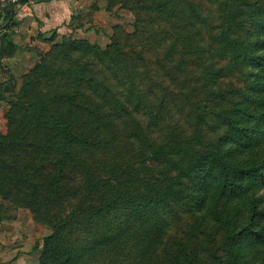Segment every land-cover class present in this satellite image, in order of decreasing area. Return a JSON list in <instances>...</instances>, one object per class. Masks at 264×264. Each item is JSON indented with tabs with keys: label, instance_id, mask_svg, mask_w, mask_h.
<instances>
[{
	"label": "trees",
	"instance_id": "trees-1",
	"mask_svg": "<svg viewBox=\"0 0 264 264\" xmlns=\"http://www.w3.org/2000/svg\"><path fill=\"white\" fill-rule=\"evenodd\" d=\"M117 2L149 14L156 26L140 28L138 16L134 32L121 30L104 50L87 38H67L51 60L25 76L17 97L30 100L13 104L9 131L0 132V194L25 202L38 220L47 217L54 223L38 264H152L169 230L158 212L174 204L183 209L180 213L211 218L221 226L224 254H215L213 264H264V0H110ZM11 17L8 11L4 18L10 23ZM212 29L215 56L224 66L205 57V38ZM2 39L15 47L8 34ZM150 51L160 56L145 59ZM4 52L0 49V56ZM176 56L184 59L175 64L180 77L197 69L183 80L187 87L193 80L218 102L230 103L212 112L214 136L200 148L185 139L157 141L137 121L141 105L150 116V130L153 123L186 110L199 124L207 123L211 112L195 114L177 87L142 92L144 69L152 61L164 69L158 72L161 82L177 81L168 72ZM112 73L128 85L126 96L114 89ZM225 78L239 85L229 83L225 89ZM44 83L45 91L38 90ZM199 93L196 85L187 96ZM134 140L139 145L133 160L110 158L121 143L132 147ZM132 185L140 189L131 191ZM73 200L79 204L68 212L66 204ZM122 209L136 223L112 228L109 216ZM99 218L105 223L84 238L82 232L90 227L86 222ZM178 252L169 264H207L184 249Z\"/></svg>",
	"mask_w": 264,
	"mask_h": 264
},
{
	"label": "rangeland",
	"instance_id": "rangeland-1",
	"mask_svg": "<svg viewBox=\"0 0 264 264\" xmlns=\"http://www.w3.org/2000/svg\"><path fill=\"white\" fill-rule=\"evenodd\" d=\"M10 9H12L10 5L5 6L0 3V14L2 16H5ZM14 10L16 11V15L12 14L10 23L4 17L3 19L1 17L2 22H0V49L5 51L0 56L1 133L9 131L8 113L13 104L19 101L25 102L30 100V98L19 99L17 97L25 76L31 72L35 65L42 63L44 60H51L57 50L56 47L67 41V38H87L97 43L104 50L107 46L114 45V39L118 37L121 30L133 33L138 16L142 19L139 25L137 24L140 28L144 29L149 26H156L149 14L126 7L121 2L112 3L111 5L110 0H55L53 4L47 3L46 0H41L36 4H27L23 9L15 8ZM202 10L205 14L206 10L204 8ZM212 32L216 33V29L209 30L207 38L203 36L206 39L204 49L208 51L205 57L208 58L209 62L219 61L216 67L224 66L225 61H221L215 56L217 44L213 41L215 38ZM3 34H8L15 47L3 41ZM201 35L196 37L198 43ZM174 36L176 39L177 35ZM194 36L195 34L191 36L190 41ZM139 39L143 44H146L143 36H140ZM170 42L171 44L175 42L173 37ZM168 49H170V45H167L165 50L167 51ZM152 53L154 51L146 52L148 55L145 59L151 55L153 60L157 58L158 54ZM172 54L173 51L170 53L171 59ZM174 58L176 59L171 64L168 72L171 76L176 77L175 80L179 81L180 88L177 81H172L170 78L161 82L158 78V72H162L164 69H162L160 63L152 61L144 69L148 75L146 81L144 80V83L141 85L142 92L147 93V90L151 88H158L162 91L169 89L177 90L178 88L179 95L186 94L188 99L187 105L194 107L195 114L198 111L202 113L211 112L208 115L207 123L205 125L199 124L194 116L190 115L189 111L186 110L183 113H178L172 119L168 120L164 118V121L161 123H153L154 128L150 130L151 124L148 125V117L150 116L148 113H144L147 110L141 105V114L137 115V121L145 128L148 126L149 136L157 141L161 142L166 138L185 139L191 142L194 141L198 145L196 147L200 148L199 145L208 144L214 136L212 125H217V117H214V114L221 109L230 107V103L229 101L224 103L218 102L209 93V90L207 91V89L201 87L200 83L196 85L199 87L201 93L195 98L187 96L188 90H191L196 85H194L193 80H190L188 82L191 85L187 87V83H183V80L186 75L188 78L195 76L197 69L193 67L194 71H190L188 74L184 73L180 77L175 64L184 61V59H181V56ZM111 77L114 89L120 93H124L126 96L128 85L119 79L116 74L112 73ZM229 80L230 78H225V82L222 81L223 88L227 89L229 83L232 84L231 88L239 85L238 82L232 83ZM44 85L45 83L39 84L37 89L45 91ZM221 91L226 90L221 89ZM158 99L160 98L157 97L153 102L152 105L154 107H158ZM181 100L177 103L178 105H176L175 110L179 109L178 106L181 105ZM197 124L203 126L200 127ZM196 134H201L200 140L195 141L194 137ZM130 144L128 142L121 143L123 147L113 153L110 158H113L115 161L128 162L132 157L131 153L139 145L137 140H134L135 146L130 147ZM163 167L164 165L159 168ZM130 189L131 191H136L140 188L132 185ZM141 192L148 194L149 189L142 187ZM249 197L250 195L247 196V198ZM15 198L16 196L12 195V199ZM78 204L73 200L66 204V209H68V212H71ZM137 204L139 205V209H142L144 206L143 198ZM174 210H177L178 213H174ZM181 210L183 209L178 208L174 204L173 209H162L158 212V214H161L160 216L168 221L169 230L163 244L155 254L152 264H169L170 260L179 255L178 250L180 249H184V252L189 253L190 256L196 257L204 263L213 264L215 254H224L220 250V245L225 239L224 231L211 218L202 220V217H199L195 213H180L179 211ZM63 215H65V212ZM108 220H111L112 228L116 225L136 223L132 213L130 211L125 212L124 209L119 214L109 216ZM103 223L105 222L102 218H99V221L96 220L95 223L86 222V226L90 227L84 230L86 232H82V236L86 238L94 235V233L96 234L95 231L99 230L98 225H103ZM53 224H49L47 217H41L38 220L25 202H18L17 200L16 202H12L11 198H3L0 194V264H38L43 252L44 240L51 235ZM184 252L181 254L182 256H184Z\"/></svg>",
	"mask_w": 264,
	"mask_h": 264
},
{
	"label": "built area",
	"instance_id": "built-area-1",
	"mask_svg": "<svg viewBox=\"0 0 264 264\" xmlns=\"http://www.w3.org/2000/svg\"><path fill=\"white\" fill-rule=\"evenodd\" d=\"M41 0H0V3L7 6L12 5L15 8L23 9L27 4H36Z\"/></svg>",
	"mask_w": 264,
	"mask_h": 264
},
{
	"label": "crops",
	"instance_id": "crops-1",
	"mask_svg": "<svg viewBox=\"0 0 264 264\" xmlns=\"http://www.w3.org/2000/svg\"><path fill=\"white\" fill-rule=\"evenodd\" d=\"M47 1V0H46ZM55 2V0L53 1V0H48L47 1V3H50V4H53ZM11 7H12V9H10V10H8V11H10L11 12V14H14V15H16V11L14 10L15 9V7L14 6H12V5H10ZM2 11V10H1ZM7 11V12H8ZM1 17H2V19H3V17H5V16H2V14H0V22H2V19H1ZM13 18H14V16H13ZM5 19V18H4ZM1 28V27H0Z\"/></svg>",
	"mask_w": 264,
	"mask_h": 264
}]
</instances>
